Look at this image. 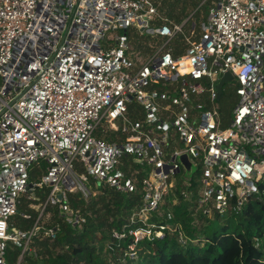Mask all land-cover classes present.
<instances>
[{
  "label": "built area",
  "instance_id": "2783aa9c",
  "mask_svg": "<svg viewBox=\"0 0 264 264\" xmlns=\"http://www.w3.org/2000/svg\"><path fill=\"white\" fill-rule=\"evenodd\" d=\"M216 3L200 38L194 26L180 52L171 42L184 24L166 17L153 27L152 0H0V264H8V247H22L20 264L36 237L56 238L50 207L81 226L70 194L87 200L102 185L140 194L130 218L141 224L129 230L135 242L163 237L166 225L155 229L151 212H162L182 183L183 154L196 166L199 213L242 211L264 179V0ZM131 26L168 39L142 61L127 54L126 33L118 34ZM227 72L224 85L235 81L239 98L230 115L228 102L217 105ZM135 100L143 119L129 115ZM103 125L109 130L96 139ZM33 189L46 190L40 214L17 227L10 218L18 198Z\"/></svg>",
  "mask_w": 264,
  "mask_h": 264
},
{
  "label": "trees",
  "instance_id": "16d2710c",
  "mask_svg": "<svg viewBox=\"0 0 264 264\" xmlns=\"http://www.w3.org/2000/svg\"><path fill=\"white\" fill-rule=\"evenodd\" d=\"M257 187L241 212L216 217L221 222L212 226L209 221L204 225L194 222L195 178L189 186L179 183L167 197L164 210L151 217L155 229L166 225L163 237H144L137 242L129 230L141 225H130L141 204L139 193H121L106 185L87 200L80 193H71L70 207L81 216L82 225L72 224L52 208L56 238L36 237L20 264H264V179ZM168 209L173 213L171 219L166 218ZM198 217L206 218L201 213ZM114 231L125 232V236L117 238ZM14 251L21 255L22 247Z\"/></svg>",
  "mask_w": 264,
  "mask_h": 264
},
{
  "label": "rangeland",
  "instance_id": "374dc122",
  "mask_svg": "<svg viewBox=\"0 0 264 264\" xmlns=\"http://www.w3.org/2000/svg\"><path fill=\"white\" fill-rule=\"evenodd\" d=\"M154 5H156L159 17L157 16L156 19L151 23L153 27L158 26L161 23V19L163 18H169V19H175L176 17H180L181 20H178L180 23H186L184 27L183 34H179L172 42L171 45H178L180 52L185 51L186 49V43L184 41V34L191 35V31L193 30V23H196V29H195V35L193 37L195 39H199L202 31V23L206 21L207 18H203L201 15H205V12L208 11L211 7H216L217 3L216 0H152ZM179 18V19H180ZM177 21V22H178ZM126 33V38L129 44L131 45V48L127 50V54L129 56H132L134 58L140 57V59L143 61H146L149 57L153 56L159 49L162 48L164 43L167 41V37H162L159 35L150 34L147 31H139L135 26H131L127 29L125 32L124 30H121L118 32V34L124 35ZM171 45H168L167 47H171ZM236 83L234 82H228L223 87V97L221 102H217V105L222 110V102L228 104L225 106V110H227V113L230 115L232 108L238 103L239 98L236 96L235 92ZM129 107V115L131 118H144V110L141 107V104L135 100L132 102H128ZM108 129L105 125L101 128L100 126L96 129L94 132V137L96 139H102L103 135L101 132V129ZM107 130H105L106 134ZM182 145V144H180ZM200 165V164H199ZM202 165H200L201 167ZM76 169L83 174H87L85 169L81 166V164L76 161L75 163ZM38 175H43L46 173L45 168H38L37 169ZM186 172H181L177 176V181L182 182L183 185L187 181L186 178ZM198 174H196L195 179L197 178ZM88 184L92 185L93 187L96 186L95 182L92 184L91 179L88 177ZM189 186V185H187ZM97 192L98 190H94ZM190 194V192H189ZM29 195L31 197H29ZM46 190L45 189H33L30 193L25 194L24 196H21L18 198L19 202L17 203V207L19 212L17 214H14L10 221L13 222L17 227H20V224H29L31 226L34 221L38 218L41 208L43 206V203L46 199ZM32 197H40V200H34ZM167 202V200H166ZM178 202V199H175V204ZM195 215L196 218L194 220L195 224L197 225H204L208 224V221L211 223L212 226H216L221 222L220 219H217L214 217L215 214L210 213L209 217L200 218L198 217L199 210L197 203L195 202ZM52 207H50L48 210H51ZM52 211V210H51ZM20 212H25L27 214H30L33 219H26L20 215ZM53 212V211H52ZM155 214L154 212H151V215ZM45 220V218H44ZM8 264H16L19 256L18 254L11 248L8 247L6 250V257Z\"/></svg>",
  "mask_w": 264,
  "mask_h": 264
},
{
  "label": "water",
  "instance_id": "95a60500",
  "mask_svg": "<svg viewBox=\"0 0 264 264\" xmlns=\"http://www.w3.org/2000/svg\"><path fill=\"white\" fill-rule=\"evenodd\" d=\"M232 79V74L230 72L221 74V80L219 81L218 85H217V89L219 92V95L222 94L223 92V85L226 81L231 80ZM180 161L182 162L184 169L186 170V178L188 180L192 179L193 173L196 170V166L191 162L189 155L188 154H183L180 156Z\"/></svg>",
  "mask_w": 264,
  "mask_h": 264
},
{
  "label": "crops",
  "instance_id": "0c3cea01",
  "mask_svg": "<svg viewBox=\"0 0 264 264\" xmlns=\"http://www.w3.org/2000/svg\"><path fill=\"white\" fill-rule=\"evenodd\" d=\"M208 14L209 13H207V12H205V15H201L203 18L205 17V18H207V16H208ZM171 21H173V22H175V23H180V22H177V21H175V19H170ZM180 24H184V26H183V31H184V27H185V25H186V23L184 22V23H180ZM194 26H195V28H196V23H193V28H194ZM178 49H179V47H178V45H175Z\"/></svg>",
  "mask_w": 264,
  "mask_h": 264
}]
</instances>
